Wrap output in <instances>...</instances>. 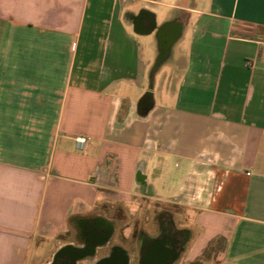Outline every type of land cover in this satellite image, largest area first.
I'll use <instances>...</instances> for the list:
<instances>
[{
	"label": "crops",
	"instance_id": "0c3cea01",
	"mask_svg": "<svg viewBox=\"0 0 264 264\" xmlns=\"http://www.w3.org/2000/svg\"><path fill=\"white\" fill-rule=\"evenodd\" d=\"M263 37L264 0H0V264L139 197L175 212L167 264H264ZM113 232L83 264H144L157 236Z\"/></svg>",
	"mask_w": 264,
	"mask_h": 264
},
{
	"label": "rangeland",
	"instance_id": "374dc122",
	"mask_svg": "<svg viewBox=\"0 0 264 264\" xmlns=\"http://www.w3.org/2000/svg\"><path fill=\"white\" fill-rule=\"evenodd\" d=\"M101 213L114 228L112 244L126 250L136 248L139 239L146 235L157 236L162 227L177 230L175 212L161 209L160 205L144 197L136 198L129 204H106Z\"/></svg>",
	"mask_w": 264,
	"mask_h": 264
},
{
	"label": "flooded vegetation",
	"instance_id": "af4514ba",
	"mask_svg": "<svg viewBox=\"0 0 264 264\" xmlns=\"http://www.w3.org/2000/svg\"><path fill=\"white\" fill-rule=\"evenodd\" d=\"M99 226L103 228L100 229ZM80 232V238L85 242L82 249L83 255L73 260L70 254L63 256L57 254L51 264H83V262L88 261L89 257L87 256L93 253L94 248L111 236L112 226L99 221L91 222L87 220L80 224ZM182 236L183 234L169 226L162 227L147 259L144 260V264H167L166 262L175 257L183 248V242L180 241ZM165 245H168V247ZM68 247L78 250L73 246ZM111 259H113V261L110 260L111 264H119L120 254L117 250H113ZM97 264L104 263L100 261Z\"/></svg>",
	"mask_w": 264,
	"mask_h": 264
},
{
	"label": "water",
	"instance_id": "95a60500",
	"mask_svg": "<svg viewBox=\"0 0 264 264\" xmlns=\"http://www.w3.org/2000/svg\"><path fill=\"white\" fill-rule=\"evenodd\" d=\"M156 249H157V247H156ZM58 254L61 255V256L70 254L72 259L74 260V259H76L78 257H81L83 255V252H82V250H79V249L78 250H74L71 247H67V248H64V249L60 250Z\"/></svg>",
	"mask_w": 264,
	"mask_h": 264
},
{
	"label": "built area",
	"instance_id": "2783aa9c",
	"mask_svg": "<svg viewBox=\"0 0 264 264\" xmlns=\"http://www.w3.org/2000/svg\"><path fill=\"white\" fill-rule=\"evenodd\" d=\"M257 43L260 47H263L264 48V37L260 40H257ZM77 142L80 144V145H83L85 143V139H78Z\"/></svg>",
	"mask_w": 264,
	"mask_h": 264
}]
</instances>
